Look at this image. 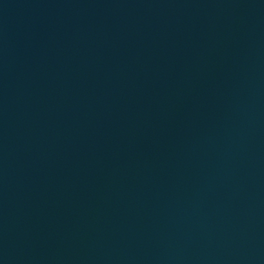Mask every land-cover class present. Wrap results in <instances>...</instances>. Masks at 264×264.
I'll list each match as a JSON object with an SVG mask.
<instances>
[{
    "label": "water",
    "instance_id": "water-1",
    "mask_svg": "<svg viewBox=\"0 0 264 264\" xmlns=\"http://www.w3.org/2000/svg\"><path fill=\"white\" fill-rule=\"evenodd\" d=\"M0 264H264V0H0Z\"/></svg>",
    "mask_w": 264,
    "mask_h": 264
}]
</instances>
